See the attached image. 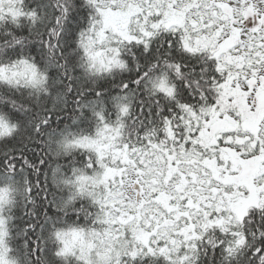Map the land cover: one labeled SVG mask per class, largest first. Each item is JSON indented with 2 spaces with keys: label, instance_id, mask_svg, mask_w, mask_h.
<instances>
[{
  "label": "snow or ice",
  "instance_id": "obj_1",
  "mask_svg": "<svg viewBox=\"0 0 264 264\" xmlns=\"http://www.w3.org/2000/svg\"><path fill=\"white\" fill-rule=\"evenodd\" d=\"M0 264H264V0H0Z\"/></svg>",
  "mask_w": 264,
  "mask_h": 264
}]
</instances>
